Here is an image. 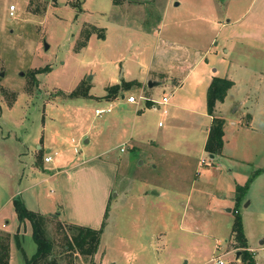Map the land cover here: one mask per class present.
<instances>
[{
    "label": "rangeland",
    "instance_id": "obj_1",
    "mask_svg": "<svg viewBox=\"0 0 264 264\" xmlns=\"http://www.w3.org/2000/svg\"><path fill=\"white\" fill-rule=\"evenodd\" d=\"M168 1L0 0V208L9 218L11 197L19 196L45 215L60 264H244L231 232L235 213L254 262L264 264V172L256 173L264 169V43L235 50L233 62L220 44L198 47L191 64L178 61L156 51ZM214 2L172 0L168 24L213 9L223 21L233 6L247 29H264V0ZM87 31L94 32L82 45ZM209 72L235 82L217 107L226 137L214 157L203 148L209 119L201 81ZM133 79L141 84L121 85ZM115 81L120 93L106 100ZM78 86L80 94L89 88L87 96L69 95ZM129 94L143 98L130 104ZM108 105L110 112L94 114ZM105 149L114 170L97 256L69 258L65 209L47 176ZM99 179L98 194L109 184ZM237 184L238 203L230 198ZM94 189L93 181L79 186L91 201Z\"/></svg>",
    "mask_w": 264,
    "mask_h": 264
},
{
    "label": "crops",
    "instance_id": "obj_2",
    "mask_svg": "<svg viewBox=\"0 0 264 264\" xmlns=\"http://www.w3.org/2000/svg\"><path fill=\"white\" fill-rule=\"evenodd\" d=\"M171 1L172 0H169L164 5V9L158 21L159 26L162 28V31L164 33H162V36L158 35V32L156 35H154L153 33L152 35L156 37L155 38L156 39L155 43L157 47L156 51L157 50L164 51L166 54L169 53L170 55H172L171 57L178 58L179 59L178 61H182V62L188 61L189 64H191L194 62V57H195L194 51L198 47L206 48L205 52H207L208 50H210V48L212 49L211 46L213 44L214 45L220 44L221 48L223 49V56H225V58L229 56L230 62L231 61L233 62V60L235 59L234 57L235 50L247 49L248 47L251 49L254 48L256 50L261 48V45L264 43V37H263L264 29L261 26L257 28V25L253 26L251 29H247V27L243 23V16L240 13V11L233 10V12H230V10L233 9V6L230 10H227L223 13V17L225 18L223 21L219 19V13H215L213 9L212 11L209 12L211 13V16L207 12H203L201 13V15H197V13L193 12V15L191 17L175 18L173 21L171 20V22H169L168 24L167 18L169 13V7L171 6ZM212 1L214 4L215 3L214 0ZM207 17H210L211 19ZM207 24H209V26ZM146 31H149V29ZM218 35L221 38H219V40L217 41H213L215 38H218ZM204 54H202L201 57H203ZM214 56L216 57V53ZM193 66L194 64L191 66V68ZM213 76H219V75H216V72L213 73L209 72L204 76V78H202L201 83L204 84L203 92L205 93V97H206V90L208 84L210 83ZM220 77L223 76L221 75ZM133 81L136 82L137 84H141L136 79H133L132 81L124 80L123 82H131L132 84ZM169 82L171 83L170 80ZM115 84H119V82L115 81L112 85ZM119 93H120V89L118 95ZM227 93L222 102L216 103L213 112V115L215 117L223 118L222 116H220L221 112L219 113L217 111V107L219 104H223V102L227 97ZM105 99L108 100L107 98ZM139 100L140 99L136 100L135 102H129V101L127 102L130 104L138 105ZM165 104L161 103V105H165ZM153 107L155 108V106ZM136 109L137 108H135V110ZM163 109L166 108H162L161 113L165 114L163 113ZM139 110L140 109H137V113L139 112ZM167 112L168 111L166 110V113ZM203 113L209 119L208 125H204L202 128L204 129V134H203L204 135L203 148H204V144L207 139L213 118V116L209 115L206 111V101H205V112L203 111ZM246 115H248L249 120L246 121L245 123L249 128L254 115L251 113H247ZM243 118L244 116L241 117L242 120ZM225 137L226 135L223 124V136H222L223 145L221 152L215 156H221L223 154L222 151L224 149ZM84 142L89 143V139H86ZM106 151L107 149H105L102 152L103 154L99 153L92 157H87V156L82 157L80 161H74L70 165H61V166L56 165L57 169L54 171H50L47 177L54 179V182L58 188L59 199L62 200L63 202V204L60 202L59 205H63L65 209V220H62V223H70V224L97 228L98 224L100 223L102 211L106 206L105 203L109 202L110 194L112 191L110 189L112 184L111 181L112 177L109 175V173L111 172V170H114V165L111 161H109L106 158L107 157ZM47 155L43 156V162H45L44 157ZM102 156H104V158L100 159ZM212 157H214V155ZM52 159L53 158L51 157L50 161H52ZM117 162H118V158H116V163ZM115 168H117V166H115ZM35 176L36 174L34 175V177ZM97 179H99L98 181L100 182H102V179H105L109 182L108 186L105 187L104 190L102 189L100 194H98V191L96 190L95 187ZM43 180H46V178L42 179L41 181ZM92 181L94 182V188H95L94 191L96 192L94 196V201H91L88 196H86L85 194L83 195L79 191L80 185L84 186L86 183L88 182L90 183ZM32 185L34 186V184ZM92 187L93 185L91 183L90 189H92ZM29 188L30 185H28V188L26 189ZM235 191L234 193H231L230 198L232 200L234 199ZM9 203H11V210H10V205L8 204L9 205L8 214L10 216L9 218L4 217V214L2 213L0 208V231L6 233V234L0 233V237L1 240L4 241L5 245H7V251H8V256L6 258L7 264H26L25 258L26 257L29 258L35 252L36 244L32 239L31 227L28 220H24L22 222L18 220L12 204V197ZM32 210L35 211V209ZM52 210L54 209H51L49 212L46 211V213L53 214L55 211ZM16 233H17V238H15ZM262 242H264V240H262L261 243ZM18 245L22 248V251L18 248ZM247 249H249V251H254L252 250L253 248L249 247V245ZM95 256H97V251L94 254V257Z\"/></svg>",
    "mask_w": 264,
    "mask_h": 264
},
{
    "label": "trees",
    "instance_id": "obj_3",
    "mask_svg": "<svg viewBox=\"0 0 264 264\" xmlns=\"http://www.w3.org/2000/svg\"><path fill=\"white\" fill-rule=\"evenodd\" d=\"M94 31H87L85 33V39L82 45L85 44L86 39L89 34ZM103 37V35H101ZM234 84V82L226 77L213 76L210 83L208 84L206 90V111L209 115H212V124L209 129L207 139L204 144V150L211 155H218L221 152L223 145V124L224 120L220 117H215L213 115L214 107L217 102H222L226 96L228 89ZM121 85L129 86L131 82H123ZM79 86L70 92V96H87L88 87L83 88L81 94L79 93ZM120 85H110L105 88L106 94L104 95L107 99H112L118 95ZM264 169H257L256 173L262 172ZM250 178L246 184L243 186L245 189L248 187V183L251 181ZM241 189V186H236V203L240 196L237 194V190ZM243 191V189H242ZM12 204L16 212L17 218L20 222L28 220L31 227V236L36 244L35 252L29 257L25 258L26 264H60L61 258L55 253V244L47 232V219L45 215L28 209L22 199L19 196L12 198ZM107 212L105 208L104 216ZM236 212V210L234 211ZM69 230V234L65 245L63 246L64 254H69V258L73 257L74 254H79L84 257H93L96 253L100 241V235L104 226L102 221L100 227L91 228L88 226L62 223ZM233 242H235L236 247L241 248V257L244 264H254V260L251 252L247 250V238L245 236L241 217L239 214L235 213L232 227H231ZM17 238V233L15 234ZM232 242V243H233ZM18 248L22 251V248L18 245ZM7 245L0 237V264H7ZM72 259V258H71ZM70 263L72 261L69 259Z\"/></svg>",
    "mask_w": 264,
    "mask_h": 264
},
{
    "label": "built area",
    "instance_id": "obj_4",
    "mask_svg": "<svg viewBox=\"0 0 264 264\" xmlns=\"http://www.w3.org/2000/svg\"><path fill=\"white\" fill-rule=\"evenodd\" d=\"M14 9V6L13 5H11V10H13ZM143 98V96L141 95V96H138V99H142ZM137 99L133 96V95H129L128 97H127V101H129V102H135ZM167 102V97H165V96H163L162 97V100H161V102L160 103H162V104H165ZM111 111V105H109V106H106V107H104V108H95L94 109V113H95V115H97V116H100L102 113H108V112H110ZM163 113H166V109H163ZM121 150H122V147H121ZM51 160V156L50 155H47V156H45L44 157V161L45 162H49ZM251 252V254H252V252H255V251H250ZM253 255V254H252ZM217 262L219 263V264H222L223 263V261L220 259V258H218L217 259ZM254 264H258L257 262H254Z\"/></svg>",
    "mask_w": 264,
    "mask_h": 264
},
{
    "label": "water",
    "instance_id": "obj_5",
    "mask_svg": "<svg viewBox=\"0 0 264 264\" xmlns=\"http://www.w3.org/2000/svg\"><path fill=\"white\" fill-rule=\"evenodd\" d=\"M44 48L47 49L48 48V44L44 43ZM213 155H210V157H212ZM229 210V209H228ZM240 251L237 252V256L239 255Z\"/></svg>",
    "mask_w": 264,
    "mask_h": 264
}]
</instances>
